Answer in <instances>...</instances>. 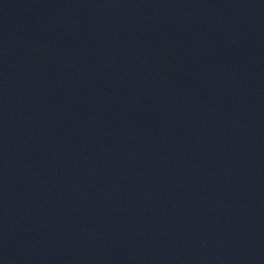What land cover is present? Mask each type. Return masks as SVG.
<instances>
[{
	"label": "water",
	"instance_id": "95a60500",
	"mask_svg": "<svg viewBox=\"0 0 264 264\" xmlns=\"http://www.w3.org/2000/svg\"><path fill=\"white\" fill-rule=\"evenodd\" d=\"M0 264H264V0H0Z\"/></svg>",
	"mask_w": 264,
	"mask_h": 264
}]
</instances>
